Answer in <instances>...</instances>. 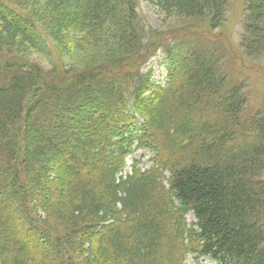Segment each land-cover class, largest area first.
<instances>
[{
  "label": "trees",
  "instance_id": "16d2710c",
  "mask_svg": "<svg viewBox=\"0 0 264 264\" xmlns=\"http://www.w3.org/2000/svg\"><path fill=\"white\" fill-rule=\"evenodd\" d=\"M9 1L30 12L0 0V51L50 54L42 29L81 57L52 79L0 69V264H264V115L240 123L220 57L184 36L157 47L138 0ZM144 1L213 29L229 5ZM240 45L264 55V0H244ZM159 49L166 87L142 70ZM134 147L152 165L124 174Z\"/></svg>",
  "mask_w": 264,
  "mask_h": 264
},
{
  "label": "rangeland",
  "instance_id": "374dc122",
  "mask_svg": "<svg viewBox=\"0 0 264 264\" xmlns=\"http://www.w3.org/2000/svg\"><path fill=\"white\" fill-rule=\"evenodd\" d=\"M6 1L19 11L24 13L29 11L27 5H18L9 0ZM138 4L140 16L150 32V37L157 41V47L172 41L176 37L184 36L191 38L194 42L207 44L214 54L220 57L223 66L221 72L226 78L220 94H224L232 87H239L246 97L247 104L240 113L241 124L244 122L242 120L250 115L258 113L264 115V55L259 58L249 57L240 45L244 0H229L227 19L217 29L211 28L206 19L172 17L162 14L158 7L147 1L138 0ZM40 30L44 33L48 47L51 48L50 54L46 55L28 43H21L12 51H0V69L7 68L8 64H12L22 70L37 69L52 79L56 70L63 72L68 69V66L79 60L81 55L77 47L75 48L74 45L65 40L58 44L44 30ZM72 47L74 51L71 50ZM72 56L74 57L72 58ZM142 70L149 73L154 84L167 86L169 69L165 62L164 53L160 49L153 57H150ZM176 76L179 74L176 75L173 71L172 77L175 78ZM240 128L242 129V126ZM241 132L243 133V131ZM152 157L153 154L148 150H135L133 155L127 158L128 165L124 174L130 171V164H132L133 159L141 160L140 166L148 168L152 164ZM186 220L189 225L196 221L192 212L187 214ZM33 237L38 238L39 235L34 233ZM53 247L51 245L48 248L52 249ZM198 255L200 254L196 252H188L183 264L216 263L207 256Z\"/></svg>",
  "mask_w": 264,
  "mask_h": 264
},
{
  "label": "bare ground",
  "instance_id": "6f19581e",
  "mask_svg": "<svg viewBox=\"0 0 264 264\" xmlns=\"http://www.w3.org/2000/svg\"><path fill=\"white\" fill-rule=\"evenodd\" d=\"M140 149H141V148H140ZM135 150H139V148H135V147H134V150H133V152H132L131 155H133V153L135 152ZM143 150H147V149H143ZM131 155H129V156H131ZM129 156H128V157H129ZM128 157H127V158H128ZM127 158H126V160H127ZM176 198H177V197H176ZM186 255H187V254H185V257H186ZM201 256H202V255H201ZM203 256H207V257H209L208 255H203ZM185 257L182 259V264L184 263Z\"/></svg>",
  "mask_w": 264,
  "mask_h": 264
}]
</instances>
